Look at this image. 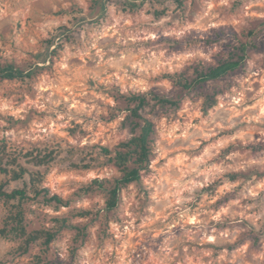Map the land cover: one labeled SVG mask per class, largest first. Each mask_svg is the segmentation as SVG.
Wrapping results in <instances>:
<instances>
[{
  "label": "rangeland",
  "instance_id": "374dc122",
  "mask_svg": "<svg viewBox=\"0 0 264 264\" xmlns=\"http://www.w3.org/2000/svg\"><path fill=\"white\" fill-rule=\"evenodd\" d=\"M128 1L0 0V69L25 73L0 78V146L66 203L23 202L27 232L54 239L20 255L0 237V264H264V0ZM259 28L243 69L141 111L150 163L107 211L93 181L121 175L101 148L132 136L128 99L175 96ZM23 181L0 173L7 192ZM13 205L0 199V229Z\"/></svg>",
  "mask_w": 264,
  "mask_h": 264
},
{
  "label": "trees",
  "instance_id": "16d2710c",
  "mask_svg": "<svg viewBox=\"0 0 264 264\" xmlns=\"http://www.w3.org/2000/svg\"><path fill=\"white\" fill-rule=\"evenodd\" d=\"M147 1L155 0H130L127 3L128 10H137ZM261 29L251 30L247 33V41L239 42L234 46L229 56L222 59L216 66L207 68L200 67L194 70L190 78L180 77L176 82L179 91L175 96L165 97L153 93L148 99L142 95H134L128 99V114L125 120L128 122L132 136L120 143L114 151H110L106 147L101 148L103 155L107 156L108 161L113 163L120 171L119 178L114 179V183L109 186L105 184V180L95 179L93 182L97 187L107 194L106 210H114L120 200L121 189L133 182L140 180L141 171L145 170L150 163L151 142L154 133L153 124L151 121L144 119L141 111L150 106L160 107L161 109H177L180 103L197 89H201L206 83L218 81L232 73L243 69L249 57V51L255 47V42L261 33ZM20 69L13 65H6L0 69V78L6 80H14L24 76ZM41 151H35L23 155L24 158L29 157V160L34 165L41 166L49 159L48 154H42ZM0 173L7 176L11 181L24 180V187L7 192L5 184H0V199L7 202H14L13 209L10 210L4 227L0 229V237L2 238H18L20 245L17 252L20 255L27 254L29 248L38 242L41 238L44 239V245L51 243L54 236L45 232L28 233L24 224V215L20 205L23 202L33 200L34 198H43L46 203H54L64 206L63 199L57 194L51 193L46 187H43L41 177L38 172L32 173L20 164V156L9 155L4 146H0Z\"/></svg>",
  "mask_w": 264,
  "mask_h": 264
}]
</instances>
